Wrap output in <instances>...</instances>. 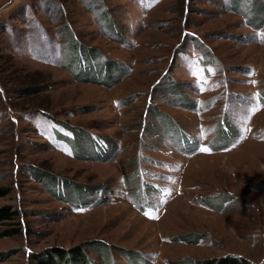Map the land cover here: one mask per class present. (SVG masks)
Returning a JSON list of instances; mask_svg holds the SVG:
<instances>
[{"label": "rangeland", "instance_id": "374dc122", "mask_svg": "<svg viewBox=\"0 0 264 264\" xmlns=\"http://www.w3.org/2000/svg\"><path fill=\"white\" fill-rule=\"evenodd\" d=\"M262 91L264 0H0V264H264Z\"/></svg>", "mask_w": 264, "mask_h": 264}, {"label": "trees", "instance_id": "16d2710c", "mask_svg": "<svg viewBox=\"0 0 264 264\" xmlns=\"http://www.w3.org/2000/svg\"><path fill=\"white\" fill-rule=\"evenodd\" d=\"M87 54L90 55L89 53H87ZM260 100L264 104V91H262V95H260ZM74 142L75 141H73V145H74ZM76 189H77V187L71 186V190H72L71 192L74 193V195L77 197L78 194H79V191L77 192L78 189L77 190ZM220 196H221V198H220ZM217 197H219V199H216ZM229 198H230L229 195H226L224 193H222V194H216V195H211V196H206V197H203L202 198V204L205 205V206H207V207H209V208H211V209L222 210V205L220 206V204H219L218 207H215L214 204H211L209 202H212V203L217 202L218 203V200H219V203H222L223 200L229 201L230 200ZM208 204H211V205H208ZM0 214H3V218H13L12 211L9 210L8 208H3L2 210H0ZM181 238H182L181 240H185V241H188V242L197 241V236L196 235H193L192 237L191 236H182ZM62 256L63 255H61V257ZM81 258L82 259H80V260H82L84 262L83 264H87V263H85L86 262L85 257L84 256H81ZM57 259L58 260H61L59 257H57ZM50 262H52L54 264V262H58V261H51L50 260ZM237 262L238 261L235 260L234 257H229L228 259H226V258H221L220 259L219 258V259H216L214 261L205 260V261H201L200 264H237ZM61 263H64V262L61 260ZM193 263H196V262H190V261H187V260H182V261L177 262V264H193ZM65 264H67V259H65Z\"/></svg>", "mask_w": 264, "mask_h": 264}, {"label": "snow or ice", "instance_id": "6c2138e0", "mask_svg": "<svg viewBox=\"0 0 264 264\" xmlns=\"http://www.w3.org/2000/svg\"><path fill=\"white\" fill-rule=\"evenodd\" d=\"M204 151H207L208 149H203Z\"/></svg>", "mask_w": 264, "mask_h": 264}]
</instances>
